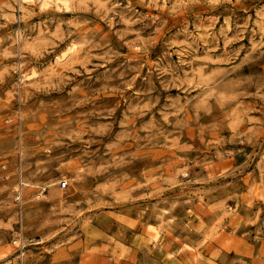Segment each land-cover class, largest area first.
<instances>
[{
  "label": "rangeland",
  "instance_id": "rangeland-1",
  "mask_svg": "<svg viewBox=\"0 0 264 264\" xmlns=\"http://www.w3.org/2000/svg\"><path fill=\"white\" fill-rule=\"evenodd\" d=\"M0 264H264V0H0Z\"/></svg>",
  "mask_w": 264,
  "mask_h": 264
},
{
  "label": "bare ground",
  "instance_id": "bare-ground-1",
  "mask_svg": "<svg viewBox=\"0 0 264 264\" xmlns=\"http://www.w3.org/2000/svg\"><path fill=\"white\" fill-rule=\"evenodd\" d=\"M32 0H20V2H21V5L22 4H26V3H28V2H31ZM21 33V32H20ZM65 54H66V52H65ZM65 54H62V55H60V56H58V57H60V58H63V57H65ZM57 58V57H56ZM58 59V58H57ZM60 60V59H59ZM61 60H63V59H61ZM27 74V73H26ZM26 76V75H25ZM24 76V77H25ZM28 77V76H27ZM67 180V179H66ZM50 182V181H49ZM48 182V183H49ZM54 182V181H53ZM30 184V183H29ZM54 184V183H53ZM57 183H55L54 185H56ZM27 185V184H26ZM47 186V185H46ZM51 187H52V185H50ZM57 186V185H56ZM55 186V187H56ZM51 187H49V188H51ZM53 188V187H52ZM51 188V189H52ZM60 189V188H59ZM59 189H57V190H59ZM160 213V212H159ZM160 217V216H159ZM165 219V218H164ZM163 222V221H162ZM160 225V224H159ZM154 226V225H153ZM156 227V226H155ZM160 227H162V226H160ZM160 229V228H159ZM163 228H161V230H162ZM156 231V230H155ZM160 231V230H159ZM152 233H155L154 231H152ZM160 233V232H159ZM162 233V232H161ZM157 234V233H156ZM154 235V234H153ZM160 236V235H159ZM153 238H154V236H153ZM155 240V239H154ZM156 242H157V240H155ZM186 246V245H185ZM193 248V247H192ZM194 249V248H193ZM182 250V249H181ZM180 252V251H179ZM197 252V251H196ZM195 254V253H194ZM192 256V255H191ZM198 256V255H197ZM196 257V256H195Z\"/></svg>",
  "mask_w": 264,
  "mask_h": 264
},
{
  "label": "built area",
  "instance_id": "built-area-1",
  "mask_svg": "<svg viewBox=\"0 0 264 264\" xmlns=\"http://www.w3.org/2000/svg\"><path fill=\"white\" fill-rule=\"evenodd\" d=\"M62 186L63 187L67 186V181H63Z\"/></svg>",
  "mask_w": 264,
  "mask_h": 264
}]
</instances>
